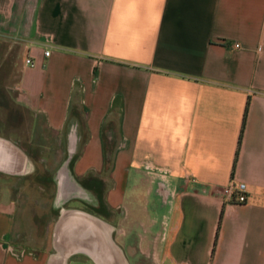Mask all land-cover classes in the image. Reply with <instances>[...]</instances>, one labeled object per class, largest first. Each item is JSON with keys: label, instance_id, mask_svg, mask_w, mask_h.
<instances>
[{"label": "crops", "instance_id": "1", "mask_svg": "<svg viewBox=\"0 0 264 264\" xmlns=\"http://www.w3.org/2000/svg\"><path fill=\"white\" fill-rule=\"evenodd\" d=\"M11 27L38 141L0 133V264H264V0H0Z\"/></svg>", "mask_w": 264, "mask_h": 264}, {"label": "rangeland", "instance_id": "2", "mask_svg": "<svg viewBox=\"0 0 264 264\" xmlns=\"http://www.w3.org/2000/svg\"><path fill=\"white\" fill-rule=\"evenodd\" d=\"M24 32L25 28L23 27H20L18 30L11 27L0 31V133L12 138L18 145L30 150L31 144L38 141H31V125L28 124V126L21 127L19 124L15 125L13 121L16 120L26 124L31 121V116L29 112L22 111L15 106L11 91V87H13L18 79L21 65L29 56L25 54L26 42H24L25 40L22 36ZM39 142L41 141L39 140ZM37 159L42 168L46 167V161H43L42 158ZM62 159V155L55 156V164L52 168H55ZM16 183L19 184L20 181L7 179L4 175L0 174V187L6 184L15 186ZM137 256H139L137 264H148L152 260L142 253H138Z\"/></svg>", "mask_w": 264, "mask_h": 264}, {"label": "built area", "instance_id": "3", "mask_svg": "<svg viewBox=\"0 0 264 264\" xmlns=\"http://www.w3.org/2000/svg\"><path fill=\"white\" fill-rule=\"evenodd\" d=\"M236 47H240L236 45ZM51 54L50 50L45 51V57H49ZM27 66H35V61L33 58L28 56L25 60ZM146 171L152 180H156L159 183V187L163 190L165 198L174 201L177 197L176 192L171 191L169 187V177L170 171L166 168H157L152 166L150 163L146 164ZM224 199L226 203H236L244 204L247 202V186L246 184H230L223 189ZM11 253L17 257L21 258L24 256L23 252H17L14 249L11 250Z\"/></svg>", "mask_w": 264, "mask_h": 264}, {"label": "bare ground", "instance_id": "4", "mask_svg": "<svg viewBox=\"0 0 264 264\" xmlns=\"http://www.w3.org/2000/svg\"><path fill=\"white\" fill-rule=\"evenodd\" d=\"M103 229H104V228H103ZM104 230H105V229H104ZM104 230H103V231H104ZM102 233H103V232H102ZM116 251H117V250H116ZM116 251H115V250H114V251L111 250V252H110V253H111V254H110L111 258H113V256L117 253ZM106 253H107V252H105V250H104V255H106ZM112 253H113V254H112ZM116 255H117V254H116ZM113 259H114V258H113Z\"/></svg>", "mask_w": 264, "mask_h": 264}, {"label": "flooded vegetation", "instance_id": "5", "mask_svg": "<svg viewBox=\"0 0 264 264\" xmlns=\"http://www.w3.org/2000/svg\"><path fill=\"white\" fill-rule=\"evenodd\" d=\"M107 235H109V233H108ZM107 235H106V236H107ZM108 237H109V236H108Z\"/></svg>", "mask_w": 264, "mask_h": 264}]
</instances>
